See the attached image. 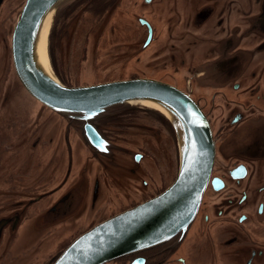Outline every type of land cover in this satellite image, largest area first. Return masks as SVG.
Returning a JSON list of instances; mask_svg holds the SVG:
<instances>
[{
  "label": "flooded vegetation",
  "instance_id": "flooded-vegetation-1",
  "mask_svg": "<svg viewBox=\"0 0 264 264\" xmlns=\"http://www.w3.org/2000/svg\"><path fill=\"white\" fill-rule=\"evenodd\" d=\"M74 6H84L93 21L71 60L50 50L53 72L63 85L83 86L70 72L89 66L98 31L99 37L107 36L102 18L108 15V23L131 13L136 32L126 48L131 50L132 41L134 64L143 65L146 73L136 71L117 81L155 79L189 93L216 143L212 179L190 229L106 264H264V0H80ZM69 28L50 33L57 44L76 41L70 37L77 32ZM4 35L0 200L19 197L25 213L0 217V241L8 237L6 246L15 247L22 234L37 232L34 244L40 249L28 259L38 254V263L54 264L82 234L166 192L180 175V142L171 120L145 105L95 122L89 132L84 122L38 111L21 94L7 51L10 35ZM54 115L53 128L38 145V132ZM28 180L36 185L28 187ZM34 189L27 207L23 199ZM49 211L53 216L45 223ZM67 231L75 233L64 237Z\"/></svg>",
  "mask_w": 264,
  "mask_h": 264
},
{
  "label": "water",
  "instance_id": "water-1",
  "mask_svg": "<svg viewBox=\"0 0 264 264\" xmlns=\"http://www.w3.org/2000/svg\"><path fill=\"white\" fill-rule=\"evenodd\" d=\"M66 1L25 2L12 36L13 62L24 88L52 111L84 121L87 132L93 130V122L120 112L133 101L156 104L173 123L181 147L180 175L166 192L96 225L54 263L106 264L163 244L190 229L212 179L216 143L200 106L189 93L172 84L138 78L67 87L45 70L38 62V35L49 13ZM3 2L0 0V8Z\"/></svg>",
  "mask_w": 264,
  "mask_h": 264
},
{
  "label": "rangeland",
  "instance_id": "rangeland-1",
  "mask_svg": "<svg viewBox=\"0 0 264 264\" xmlns=\"http://www.w3.org/2000/svg\"><path fill=\"white\" fill-rule=\"evenodd\" d=\"M78 1L80 0H68L66 1L65 4H63L60 7L59 10H57L54 13V18L50 33L51 32L54 33L55 31L56 32L63 31L66 30V28L68 27H70L68 29L69 32L78 33L71 35L70 37L71 39H76V41L72 44L67 43V40H64L63 43L61 44H57L58 41L56 38H54L56 37V35L54 37L52 34H50L51 36L49 35L50 37L49 53L50 50L53 48V50H55L54 53L55 52L58 53L63 59L67 57V59L71 60L73 49H75L76 52H80V44L78 45V42L81 40L82 36L85 37L86 33L88 32V25L89 23H91V21H93V19L90 16L91 13L87 12L84 6H81L76 10L74 4H76ZM25 2L26 0H6L0 11V37L4 35L5 32L9 33L10 36H9V44L7 51L9 52L8 55L10 56L11 59H13L12 36L15 26L22 12V9L25 5ZM107 16L102 18V20L100 21L101 22L100 25L104 23L103 32L107 31L108 34L103 39L99 37V32L101 31H98V34L92 38L90 45V57H89L90 62H88L89 66H87V68H85L84 71H80L76 73L70 72L71 74L76 75V79L74 81L75 84H82L83 86L96 85L99 84V81H104V83H106L108 82L106 80L114 79L113 81H117L119 79H124V78L129 79L131 78L132 74H134L136 71H138L140 74L143 75L146 73V68L143 67V65L136 66L134 64L136 60L135 59L136 50H134L135 46H133L132 41L131 43H129V45H127V46H131L130 47L131 50L126 48V42L132 39L136 32L134 27L131 25V23H133V14L131 13L127 14L124 12L120 15H115L114 18L108 20V23H107ZM6 33L4 36H6ZM100 42H102V44L98 45V43ZM0 44H3L2 38H0ZM120 45H123L125 48L119 49L121 48ZM99 48H100V52H99ZM101 52L102 54H100ZM107 52H110L111 55H113L115 58L109 57L108 54H106ZM96 65H102V67L96 68ZM14 74L15 77L18 79V82L20 83V86L22 87L23 91L25 92V93L21 92V94L24 96L26 103H30L32 99V102L34 101L38 105V111L45 113V111L49 108L45 107L44 105L39 103L38 100L33 98L22 85L17 73L14 72ZM27 97H29L30 99H28ZM134 106L136 105L125 106L124 107L125 109L121 111L119 110L120 112L118 113L129 111L133 109ZM49 111L56 113L51 109H49ZM108 116H112V115H107L104 118ZM67 118L79 122H84L70 117ZM102 119H99L95 122H98ZM55 122L56 120L54 115L38 132V140H37L38 145L42 144L44 140V135L47 134L50 128H53V126L51 127V125ZM77 129L81 134L82 127H79ZM61 131L63 130L59 129L58 133ZM1 137L2 135H0V142H1ZM27 153L30 154V150H28ZM29 164L30 163L28 162V165ZM27 176L30 175L27 174ZM31 177H33L34 179L38 178L35 177L34 175H31ZM34 185L36 184L33 183L32 180H28L27 182L28 187H32ZM32 192L33 193L31 194L25 195V199H23L24 200L23 202L27 205V207L31 205L32 202H29V198H31L32 196L35 197L32 194L36 193V189H34ZM79 203L81 204V201H79ZM17 211H19L20 215L24 217L25 209H23L22 202L19 200V197H11L9 199L0 200V217L12 214L13 212H17ZM52 216L53 214L51 213V211L46 212L44 216L45 223H48L49 222L48 220L51 221ZM30 223H32V221L29 222V224ZM45 226L46 225H44L43 227ZM72 233L75 232L73 231L62 232L64 237ZM11 234L12 237H15L17 235L16 233L13 232H11ZM29 234H32L30 235L31 237L28 236L27 234H22L20 243L15 247H11L10 245L6 246V241L8 237H5L3 240L0 241V264H40L38 263V254L34 256L31 260L28 259L29 254H32V252L36 251L37 249L38 250L40 249L37 243L34 244L38 236L37 232H31ZM53 243L55 242L53 241L48 242V244H50L51 251L56 249V245H53ZM42 262L44 263L45 260Z\"/></svg>",
  "mask_w": 264,
  "mask_h": 264
},
{
  "label": "bare ground",
  "instance_id": "bare-ground-1",
  "mask_svg": "<svg viewBox=\"0 0 264 264\" xmlns=\"http://www.w3.org/2000/svg\"><path fill=\"white\" fill-rule=\"evenodd\" d=\"M54 13L55 10H52L49 15L47 16L42 29L39 32L38 39H37V57H38V62L44 67L45 70H47L50 74L53 75V69L51 66L50 62V56H49V35L53 23V18H54ZM2 71H3V66H2ZM1 88H0V96H1ZM134 104H139V105H145L147 107L154 108L163 114V112L158 105L150 103V102H142V101H133L131 102Z\"/></svg>",
  "mask_w": 264,
  "mask_h": 264
}]
</instances>
